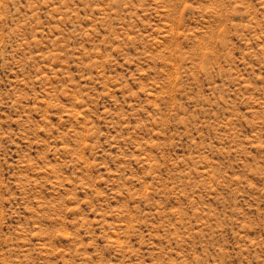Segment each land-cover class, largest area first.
<instances>
[{"label":"rangeland","instance_id":"1","mask_svg":"<svg viewBox=\"0 0 264 264\" xmlns=\"http://www.w3.org/2000/svg\"><path fill=\"white\" fill-rule=\"evenodd\" d=\"M0 264H264V0H0Z\"/></svg>","mask_w":264,"mask_h":264}]
</instances>
